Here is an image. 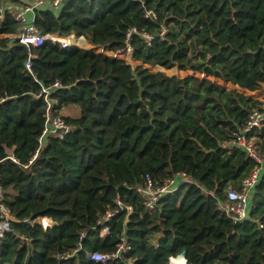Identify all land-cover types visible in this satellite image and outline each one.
Segmentation results:
<instances>
[{
    "label": "trees",
    "instance_id": "obj_1",
    "mask_svg": "<svg viewBox=\"0 0 264 264\" xmlns=\"http://www.w3.org/2000/svg\"><path fill=\"white\" fill-rule=\"evenodd\" d=\"M32 16L40 33L74 32L83 46L116 51L129 39L132 58L51 42L28 50L10 37L17 23L7 14L0 22V183L14 216L0 264H103L88 255L114 252L121 238L130 249L105 264H168L181 252L188 264H264V175L247 220L233 223L218 206L256 166L228 144L251 112L264 113L243 93L264 98V0H67ZM54 82V109L79 117L62 116L69 132L47 137L24 168L45 123L39 93ZM247 139L264 155V124ZM179 174L191 183L147 212L134 188ZM117 199L131 211L125 236L129 211L103 222ZM37 219L52 225L23 222Z\"/></svg>",
    "mask_w": 264,
    "mask_h": 264
},
{
    "label": "built area",
    "instance_id": "obj_2",
    "mask_svg": "<svg viewBox=\"0 0 264 264\" xmlns=\"http://www.w3.org/2000/svg\"><path fill=\"white\" fill-rule=\"evenodd\" d=\"M67 0H30V3L25 5H16L13 0H0V22L3 20L4 16L9 15L15 23H17V31L10 35V37L15 38L21 45L25 46L28 50L30 48H38L46 42H51L53 44H59L62 48L76 47L78 49H90L95 52H101L108 56L117 57L124 60L127 63L128 58H132V48L129 45V39L125 41V45L116 51L104 50L96 46H83L82 42H87L84 37L76 35L74 32L68 34H42L32 23L33 11L34 9L47 6L52 9H59ZM150 14L146 13V17ZM154 17V14H152ZM129 35V34H128ZM1 36V35H0ZM150 40V38H147ZM88 43V42H87ZM33 55L28 54V58L25 62V69L31 74V59ZM61 86L58 82H54L49 87H42L39 96L43 97L45 102V123L42 129L41 135L38 139V148L33 153L32 157L28 160L24 168H27L33 163L37 158L40 149L45 143V139L49 136H55L62 138L66 133L69 132L70 126L66 124L61 114L57 113L54 109L58 105L56 99L51 98V93L60 89ZM264 124V113L254 110L250 113L248 121L245 128L238 133L233 141L228 144L229 148L234 146L242 148L247 156L256 163V166L252 169L246 178L243 179L240 189L233 190L229 189L226 193L225 202L219 203L220 211L233 223L242 222L249 218V209L252 208L250 202L251 195L253 193L254 187L258 181L264 175V155L260 154L252 141L247 139V134L253 128H260ZM8 160L18 163V161L11 155L7 157ZM191 183L190 179L186 177L185 174H179L175 177L167 179L161 185H154L149 179L143 186L135 187L134 191L143 201L144 208L147 212L152 211L158 201L167 195L175 193L182 185ZM5 190L2 188L0 183V240L3 238L4 234L10 232L11 223L14 221V216L8 209L5 203ZM116 204L118 208L112 212L106 213L103 218V222H108L112 216L117 214L119 211H129V207L122 204L120 200L117 199ZM41 219L36 221L24 220L23 222L34 224L35 222L40 224L43 228L50 225H44L39 222ZM109 234V228L105 226L101 230V236H106ZM78 248L75 251H78ZM130 248L124 243L121 238V243L117 246V249L112 253H93L89 254L88 258L95 262L107 263L112 261H117L123 258V255ZM69 255L58 256L59 260H65ZM185 264H188L186 259H183ZM174 257L169 259L168 264H174ZM127 264H132L128 262Z\"/></svg>",
    "mask_w": 264,
    "mask_h": 264
},
{
    "label": "rangeland",
    "instance_id": "obj_3",
    "mask_svg": "<svg viewBox=\"0 0 264 264\" xmlns=\"http://www.w3.org/2000/svg\"><path fill=\"white\" fill-rule=\"evenodd\" d=\"M136 66H138V65H134L132 67L135 68ZM147 68L151 72L162 71L168 76H177L179 78H183V77H185L187 75H194V76H197V77H200V78H209V79H211L213 81H217L218 83L222 84L220 81L214 79L213 77H207V76H204L202 74L192 73L190 71H180V73H177V71L176 72L175 71L172 72L173 70H175V68H172V69H169V70H166V69H163V68H157L155 66L147 67ZM222 85H224L227 89H231V88L235 89L234 86H232L231 84H228V83H225V84H222ZM239 91L243 92L242 90H239ZM243 93L246 94V95H249V96H251L253 98H257V99L261 100L264 103V98L261 95H259V93H257V92H254L255 95L247 94L246 92H243ZM39 222L43 223L44 225H52V222L50 220H48V219H41V220H39Z\"/></svg>",
    "mask_w": 264,
    "mask_h": 264
},
{
    "label": "crops",
    "instance_id": "obj_4",
    "mask_svg": "<svg viewBox=\"0 0 264 264\" xmlns=\"http://www.w3.org/2000/svg\"><path fill=\"white\" fill-rule=\"evenodd\" d=\"M14 3L21 6L30 3V0H15ZM79 114V110L75 107H68L61 110V115L66 117L77 118Z\"/></svg>",
    "mask_w": 264,
    "mask_h": 264
},
{
    "label": "water",
    "instance_id": "obj_5",
    "mask_svg": "<svg viewBox=\"0 0 264 264\" xmlns=\"http://www.w3.org/2000/svg\"><path fill=\"white\" fill-rule=\"evenodd\" d=\"M141 64L138 63V66H140ZM137 67V66H136ZM157 67V66H156ZM157 68H161V67H157ZM176 70H178L176 68ZM179 71V70H178ZM131 214V211L129 210L128 214L126 215L125 217V221H124V231H123V236H125L126 234V230H127V224H128V218H129V215ZM179 258H182V259H185V253L184 252H181L180 254H178L177 256L174 257V259H179Z\"/></svg>",
    "mask_w": 264,
    "mask_h": 264
},
{
    "label": "bare ground",
    "instance_id": "obj_6",
    "mask_svg": "<svg viewBox=\"0 0 264 264\" xmlns=\"http://www.w3.org/2000/svg\"><path fill=\"white\" fill-rule=\"evenodd\" d=\"M173 263L174 264H185L182 258L176 259L175 261H173Z\"/></svg>",
    "mask_w": 264,
    "mask_h": 264
}]
</instances>
